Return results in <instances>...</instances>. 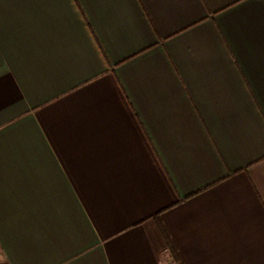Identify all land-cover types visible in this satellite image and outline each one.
I'll return each mask as SVG.
<instances>
[{"label":"crops","instance_id":"obj_1","mask_svg":"<svg viewBox=\"0 0 264 264\" xmlns=\"http://www.w3.org/2000/svg\"><path fill=\"white\" fill-rule=\"evenodd\" d=\"M0 264H264V0H0Z\"/></svg>","mask_w":264,"mask_h":264},{"label":"trees","instance_id":"obj_2","mask_svg":"<svg viewBox=\"0 0 264 264\" xmlns=\"http://www.w3.org/2000/svg\"><path fill=\"white\" fill-rule=\"evenodd\" d=\"M162 233H163V231H162ZM163 235H164V233H163ZM166 238V237H165Z\"/></svg>","mask_w":264,"mask_h":264}]
</instances>
